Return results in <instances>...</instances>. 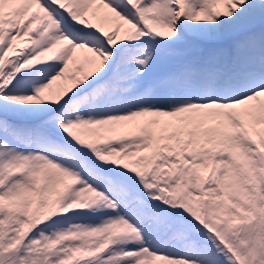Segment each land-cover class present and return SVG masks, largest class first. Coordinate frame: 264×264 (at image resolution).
Instances as JSON below:
<instances>
[{
    "label": "snow or ice",
    "instance_id": "1",
    "mask_svg": "<svg viewBox=\"0 0 264 264\" xmlns=\"http://www.w3.org/2000/svg\"><path fill=\"white\" fill-rule=\"evenodd\" d=\"M0 264H264V0H0Z\"/></svg>",
    "mask_w": 264,
    "mask_h": 264
}]
</instances>
